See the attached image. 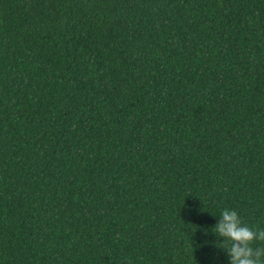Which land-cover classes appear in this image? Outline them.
<instances>
[{
    "label": "trees",
    "instance_id": "obj_1",
    "mask_svg": "<svg viewBox=\"0 0 264 264\" xmlns=\"http://www.w3.org/2000/svg\"><path fill=\"white\" fill-rule=\"evenodd\" d=\"M264 227V0H0V264H228Z\"/></svg>",
    "mask_w": 264,
    "mask_h": 264
},
{
    "label": "clouds",
    "instance_id": "obj_2",
    "mask_svg": "<svg viewBox=\"0 0 264 264\" xmlns=\"http://www.w3.org/2000/svg\"><path fill=\"white\" fill-rule=\"evenodd\" d=\"M211 233L228 264H264V227L249 225L235 208L220 210Z\"/></svg>",
    "mask_w": 264,
    "mask_h": 264
}]
</instances>
